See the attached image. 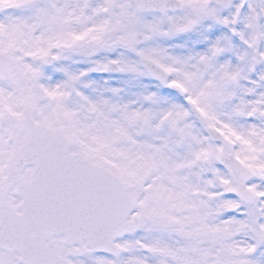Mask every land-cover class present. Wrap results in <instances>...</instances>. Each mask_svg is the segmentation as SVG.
Returning <instances> with one entry per match:
<instances>
[{"label": "snow or ice", "instance_id": "1", "mask_svg": "<svg viewBox=\"0 0 264 264\" xmlns=\"http://www.w3.org/2000/svg\"><path fill=\"white\" fill-rule=\"evenodd\" d=\"M0 264H264V0H0Z\"/></svg>", "mask_w": 264, "mask_h": 264}]
</instances>
